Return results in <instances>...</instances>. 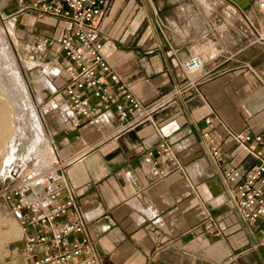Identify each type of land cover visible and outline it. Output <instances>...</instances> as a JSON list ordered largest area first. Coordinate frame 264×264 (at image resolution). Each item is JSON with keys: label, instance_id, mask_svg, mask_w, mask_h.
<instances>
[{"label": "crops", "instance_id": "obj_1", "mask_svg": "<svg viewBox=\"0 0 264 264\" xmlns=\"http://www.w3.org/2000/svg\"><path fill=\"white\" fill-rule=\"evenodd\" d=\"M31 1L0 0V12L13 18L14 28L20 19L19 31L30 34L31 45H43L56 28L48 16L20 12ZM230 1L262 27L256 0ZM156 15L148 0H112L101 23L103 52L148 108L170 97L174 102L128 129L114 107L104 109L96 99L91 117L81 118L77 130L63 111L53 110L46 126L54 153L65 165L101 264H248L250 253L258 255L264 245V232L228 203L223 175L231 169L246 173L257 163L232 134L264 135V47L244 42L240 22L220 30L212 21L215 29L207 28L208 42L199 47L198 20L188 35L162 28ZM214 46L221 48L218 55ZM52 48L62 54L59 44ZM202 51L208 53L203 56L208 78L174 96L187 85L179 63ZM63 78L52 79L58 92ZM164 142L177 165L165 156ZM212 147L220 148L219 159L212 157ZM68 210L71 218L75 210ZM210 224L212 233L206 229Z\"/></svg>", "mask_w": 264, "mask_h": 264}, {"label": "built area", "instance_id": "obj_2", "mask_svg": "<svg viewBox=\"0 0 264 264\" xmlns=\"http://www.w3.org/2000/svg\"><path fill=\"white\" fill-rule=\"evenodd\" d=\"M111 1L32 0L20 9V12H35L40 18L48 16L54 22L55 33L46 37L38 48L45 52L47 46L60 45L63 63L55 65L53 62L47 74V86L52 89L53 95L50 108L52 111H63L74 130L81 126V118L91 117L92 99H96L104 109L114 107L120 122L124 123L123 129L143 124L154 112L174 102L170 97L148 108L128 89L120 74L106 59L101 23L109 12ZM220 2L227 6L226 18L241 23L240 30L247 45L264 40L263 28L246 12L230 0ZM255 4L264 14V0H256ZM227 26L230 24L227 23L225 28ZM208 27L215 29L213 23ZM179 64L187 78V85L184 89L176 90L174 96L200 86L208 78L201 53L191 54ZM62 76L64 88L63 92H58L52 79ZM206 123L212 126L214 120L208 117ZM232 139L253 154L257 163L246 173L231 169L223 175L228 203L246 223H258L264 232V135L233 133ZM250 145L260 148V151ZM161 148L172 164L177 165L165 142ZM211 154L219 159L220 148L212 147ZM56 164L61 172L51 176L46 171L29 170L25 173L19 168L16 183L2 190V198L11 208L21 228L22 238L26 240L30 264H101L86 234L84 214L78 208L75 190L65 179V165L59 159ZM64 191H67L66 198ZM70 208L75 213L67 218ZM206 229L212 233L213 225H207ZM42 246L44 248L39 252Z\"/></svg>", "mask_w": 264, "mask_h": 264}, {"label": "rangeland", "instance_id": "obj_3", "mask_svg": "<svg viewBox=\"0 0 264 264\" xmlns=\"http://www.w3.org/2000/svg\"><path fill=\"white\" fill-rule=\"evenodd\" d=\"M150 3L153 12L156 13L157 22H159L163 27V24L170 26L171 29H175L177 31L185 32L188 35L192 34L193 29V20H198L200 22L199 26L196 28L197 31L202 34L201 42L196 43L200 46H203L206 42H208L206 36L208 22H216V25L220 30L225 28L224 23L227 21L228 24H232L233 27L239 26V21L233 19H227L225 13L226 5H222L220 0H148ZM260 11V10H259ZM264 17V14L260 12L258 17ZM11 19L6 16L4 13L0 12V120L1 117H5L8 120V124L5 127L0 126V264H30L29 252L27 250L26 240L22 238L21 228L18 225V222L11 212V208L2 198V190L3 188L15 184V177H12V173L8 176L4 177L3 169L5 167L4 156H7V150L9 149V137L12 131L11 126V113L12 105L11 102L2 92L3 84L2 77L4 72L6 74L7 69L11 65L15 66L16 69L21 70V76L24 78L27 86L29 88V92L32 96L31 106L38 112L41 122L46 130L47 138H51L49 134L48 117L53 112L50 108V103L53 100L52 96H48V91H46L45 87L47 86V74L49 70V66H52L51 59H43L42 54L39 52L38 48L40 44L31 45L29 41V33L25 34L22 31H19L20 27V19H17V23L15 27H13L11 23ZM264 18H261L262 28L264 30ZM13 29L14 38L19 41V47L16 52H13L10 49H6L4 52L8 55L7 59H3L2 49L5 48L7 42V34L8 30ZM165 29V28H164ZM190 31L188 32V30ZM4 30V31H3ZM6 30V31H5ZM3 34H2V33ZM6 33V34H5ZM231 33L236 37L237 33L232 29ZM6 35V36H4ZM192 36V35H191ZM264 36V31H263ZM6 40H5V39ZM190 38V37H189ZM5 40V41H4ZM10 43V42H9ZM255 45V44H252ZM251 45V46H252ZM256 45L264 47V40H260ZM31 46V47H30ZM53 46H47V50L45 53L49 54L51 57H58V62L55 65H60L62 60V54L57 53V49H53ZM216 48L215 55H218V51L221 48L214 46ZM9 51V52H8ZM264 51V50H263ZM201 53V52H199ZM203 56L208 55L206 51H202ZM12 57V59L10 58ZM10 58V59H9ZM14 58V59H13ZM16 59V60H15ZM5 60V61H4ZM11 60V61H10ZM8 61V63H6ZM264 61V58L262 59ZM12 62V63H9ZM16 63V64H15ZM11 64V65H10ZM8 65V66H7ZM62 65V64H61ZM7 66V67H6ZM6 69H5V68ZM18 67V68H17ZM256 67V66H255ZM4 70V71H3ZM264 79V73L261 74ZM46 78V79H45ZM53 78V77H52ZM5 96V97H4ZM9 102V103H8ZM10 106V107H9ZM8 108V109H7ZM3 110V111H2ZM7 111V112H6ZM4 113H7V115ZM9 113V115H8ZM11 114V115H10ZM3 115V116H2ZM7 116V117H6ZM10 125V126H9ZM5 128V129H4ZM27 133L25 136H21L19 139L20 143H17V154L21 153L19 156L18 167L21 168V172L24 170L27 171H46L47 174L51 173L57 167V161L59 159L58 154H54V160L51 162H47L46 159H49L50 156L46 154V145L44 143H39L36 147V151L31 154V157L27 159V161H22L23 156H27V148L29 149L30 145L34 143V135L32 132V127H27ZM6 131V132H5ZM29 133V134H28ZM30 138V139H29ZM24 139V140H23ZM27 139V140H26ZM28 141V142H27ZM8 143V144H7ZM20 144V145H19ZM55 144V143H54ZM28 145V146H27ZM20 146V149L19 147ZM19 151V153H18ZM48 151V150H47ZM5 153V154H4ZM24 154V155H23ZM22 156V157H21ZM21 160V161H20ZM19 170V171H20ZM17 171V170H15ZM13 171V172H15ZM255 253H250L248 257V264H264V245Z\"/></svg>", "mask_w": 264, "mask_h": 264}, {"label": "bare ground", "instance_id": "obj_4", "mask_svg": "<svg viewBox=\"0 0 264 264\" xmlns=\"http://www.w3.org/2000/svg\"><path fill=\"white\" fill-rule=\"evenodd\" d=\"M8 31L9 32L7 34L8 35L7 36V40L10 43L9 42L5 43L7 45L1 51L3 59H5V58L7 59V57H8V55H6V53L4 52L6 49H10L13 52V54H14V52H16L18 47H19V41H17L14 38L13 29L11 28ZM4 36H6V35H4ZM10 58L12 59V57H10ZM6 63H8V61ZM9 63H12V62H9ZM7 71H9L8 74H6L5 71L1 72V73H4L3 77L1 78L2 79V84H3L2 85L3 86L2 92L6 96V97L5 96L4 97L7 98L9 100V102H11V105H12V108H11L12 112L11 113L13 114V116L10 114L11 117H12L10 119H11V126H12L13 129L11 131V134H10V137H9V140H8L9 144L7 143L8 146H9L8 147L9 149L7 150L8 152L6 154L7 156H4V158L6 157L4 159L5 161L3 163V164H5V167L3 169L4 170L3 171L4 177L8 176L11 173L13 174L14 173L13 171H15V170H20L19 167H18V165H19L18 164V161H19L18 159H19V157H20L19 155L21 153H19V151H18L19 154H17V143L18 142L20 143V141H22V139L21 140L19 139L21 136H25L26 135V133L28 131L27 130L28 126L32 127V132H33V135H34V139H33L34 143H33V145H30L29 149L27 148V150H28L27 151V156L25 157V155L23 154L24 156L22 158V161L25 162V161H27V159H29L31 157V154L37 150L36 147H37V145L39 143H41V144L44 143L46 145L45 146L46 147V154H48L50 156V158L46 159V161L47 162H51V161L54 160L53 159L54 158L53 142H52L51 138H47V134H46L47 132H46V130H45V128H44V126H43V124L41 122L39 114L31 106L32 96H31V94L29 92V88L27 86V83L25 82L24 78L21 76V74H22L21 70L20 69L18 70V69H16L15 66L11 65L9 67V69L6 70V72ZM5 114L7 115V113H4V115ZM8 115H9V113H8ZM7 124H8L7 118H5L4 116L1 117L0 126L5 127V126H7ZM18 147L20 149V146H18ZM60 172H61L60 168L57 167L56 169L51 171V173H49L48 176H51V174H54V173L57 174V173H60Z\"/></svg>", "mask_w": 264, "mask_h": 264}, {"label": "water", "instance_id": "obj_5", "mask_svg": "<svg viewBox=\"0 0 264 264\" xmlns=\"http://www.w3.org/2000/svg\"><path fill=\"white\" fill-rule=\"evenodd\" d=\"M19 170L15 171L12 175V177H15L18 174Z\"/></svg>", "mask_w": 264, "mask_h": 264}]
</instances>
